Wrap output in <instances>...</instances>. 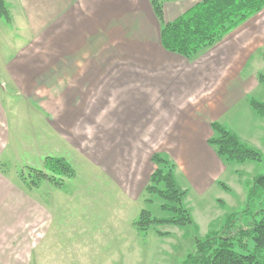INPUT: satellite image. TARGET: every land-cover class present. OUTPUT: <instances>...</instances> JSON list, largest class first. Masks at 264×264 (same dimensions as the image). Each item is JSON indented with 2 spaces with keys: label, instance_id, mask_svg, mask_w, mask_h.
Listing matches in <instances>:
<instances>
[{
  "label": "crops",
  "instance_id": "obj_1",
  "mask_svg": "<svg viewBox=\"0 0 264 264\" xmlns=\"http://www.w3.org/2000/svg\"><path fill=\"white\" fill-rule=\"evenodd\" d=\"M202 1L164 0V23ZM5 3L11 21L0 16V89L12 87L26 104L25 120L40 125L30 133L29 144L22 142L27 148L49 144L51 154L94 174L71 192L58 188L60 202L53 196L44 201L39 188L24 190L0 174V264L86 261L87 241L96 236V167L115 208L139 215L148 206L145 188L156 168L152 156L166 151L175 157L177 141L166 135H177L171 128L182 121L179 112L188 115L185 127L194 129L212 128L240 105L248 119L264 118L249 104L251 98L263 102L257 95L264 93V9L187 59L163 48V24L151 0ZM79 85L92 87V93L73 92L71 87ZM35 86L44 94L32 92ZM166 109L172 110V121L163 120ZM214 110L220 114L209 113ZM7 111L0 90V155ZM143 123L139 134L145 136L137 142L134 134ZM221 182L227 185L219 179L216 184Z\"/></svg>",
  "mask_w": 264,
  "mask_h": 264
},
{
  "label": "rangeland",
  "instance_id": "obj_2",
  "mask_svg": "<svg viewBox=\"0 0 264 264\" xmlns=\"http://www.w3.org/2000/svg\"><path fill=\"white\" fill-rule=\"evenodd\" d=\"M40 87L35 86V90L32 92L36 91L39 94ZM71 88L75 93L80 92L85 95L92 93L90 86L79 85ZM262 89H264V85H262ZM0 90L5 100L7 113L9 112L6 144L0 155V174H4L8 180L13 179L12 182L24 190L30 191L39 188L41 199L44 201L48 199V196H53L55 201L60 202L63 192L58 191V188H64V192H71L78 186L87 185L82 182V178L89 180L90 176L94 174L93 171L89 168L86 169L82 164L74 163L73 168L76 171L77 180L74 179L69 185L67 181L70 179L63 178L61 187L55 186L49 181H39L37 187L35 186L33 182L35 172L30 169L44 170L46 157L56 156L51 154L53 148H50L49 144H41L37 148L34 146L27 148L24 145L22 141L26 140L29 144L30 133L33 134L34 130H39L40 125L39 123L33 125L32 121L25 120L27 116L24 114L29 113L26 111V104L17 97L16 93L12 92V87L6 88L5 91ZM5 92H8L9 95ZM42 94L44 93L40 92V95ZM257 97L264 102V93L258 94ZM85 105L87 104L85 103ZM165 113L163 120L172 121V110L166 109ZM209 113L213 116L220 114L217 110L209 111ZM13 114H16L15 120L21 123L19 129L13 124ZM187 117L186 113L179 112L178 119L182 118V121H179L177 127L175 124L171 128L175 129L177 135H173L174 132L166 135L169 139L173 138L177 141L176 150L173 151L175 157L167 154L166 151H158L160 152L158 154L169 160H171L170 157L175 158V162L174 159L171 161L178 168L176 178L179 185L189 191L185 203L192 213L194 225L182 228L155 226L145 233L138 232L133 225L138 215L132 217L127 213L126 207H123L124 210L115 208L110 196V187H107L102 176H99L101 167H96V236H92L87 241L90 246L85 247L86 261L78 264H183L185 259L195 252L196 238H203L211 230L221 229L227 215L233 212H242L245 209L247 185L251 184L255 177L264 175V118H258V122L248 119L240 105L232 110L230 115L221 116L219 119V123L229 126L228 128L239 134V138L243 142L259 150L263 155L261 162L249 161L241 164L228 162L225 158L220 157L216 147L205 141L216 136L211 127L197 125L194 129L189 126L190 124L185 127L182 122ZM32 120L38 121L35 117ZM188 122L190 123V121ZM144 123L138 126V132L134 134L137 142L144 139L142 137L145 134H139ZM152 136L154 135H149L150 138ZM160 136H162L161 133L156 134L155 138ZM178 144L180 148H178ZM218 179L227 184L229 192L216 184ZM204 188L206 191L202 195L204 192L200 190ZM145 197V199L149 197L147 193ZM161 203L162 201L155 197L153 204L145 208L151 211L155 217H166L167 214L160 210ZM156 229L169 233V236H159ZM85 232L90 233L86 229Z\"/></svg>",
  "mask_w": 264,
  "mask_h": 264
},
{
  "label": "trees",
  "instance_id": "obj_3",
  "mask_svg": "<svg viewBox=\"0 0 264 264\" xmlns=\"http://www.w3.org/2000/svg\"><path fill=\"white\" fill-rule=\"evenodd\" d=\"M152 7L163 24L161 44L173 54L193 59L205 49L215 45L242 22L264 9V0H204L171 23H164V0H151ZM0 16L7 22L11 17L5 3L0 0ZM264 82V76L260 77ZM251 108L264 117V102L249 99ZM216 134L208 144L216 147L220 157L228 162H261L262 153L243 142L234 132L218 122L212 123ZM152 162L156 166L151 174L145 193V203L152 205L154 198L162 201L160 210L166 217L153 216L142 208L133 222L140 233L152 227H186L194 225L191 211L186 206L189 191L179 185L176 165L168 158L155 153ZM44 170L35 172V186L39 181H49L61 187L63 178L76 176L73 166L64 158L46 157ZM220 186L229 191L224 183ZM246 206L242 212L227 215L219 230L209 231L203 238H196V250L183 264H264V175L254 178L247 185ZM161 237L169 233L156 229Z\"/></svg>",
  "mask_w": 264,
  "mask_h": 264
}]
</instances>
